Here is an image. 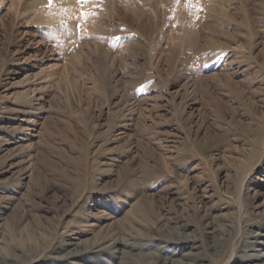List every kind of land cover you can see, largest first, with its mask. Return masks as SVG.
<instances>
[{
  "label": "rangeland",
  "instance_id": "obj_1",
  "mask_svg": "<svg viewBox=\"0 0 264 264\" xmlns=\"http://www.w3.org/2000/svg\"><path fill=\"white\" fill-rule=\"evenodd\" d=\"M227 261L264 264V0H0V264Z\"/></svg>",
  "mask_w": 264,
  "mask_h": 264
},
{
  "label": "bare ground",
  "instance_id": "obj_2",
  "mask_svg": "<svg viewBox=\"0 0 264 264\" xmlns=\"http://www.w3.org/2000/svg\"><path fill=\"white\" fill-rule=\"evenodd\" d=\"M241 197V196H240ZM241 203V202H240ZM31 262L29 263H22V264H30ZM225 264H229V261H227Z\"/></svg>",
  "mask_w": 264,
  "mask_h": 264
},
{
  "label": "snow or ice",
  "instance_id": "obj_3",
  "mask_svg": "<svg viewBox=\"0 0 264 264\" xmlns=\"http://www.w3.org/2000/svg\"><path fill=\"white\" fill-rule=\"evenodd\" d=\"M49 3H51V0H49Z\"/></svg>",
  "mask_w": 264,
  "mask_h": 264
}]
</instances>
